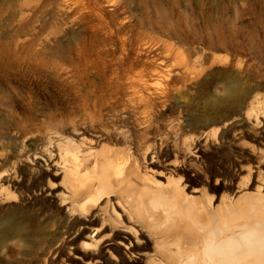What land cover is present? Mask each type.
<instances>
[{
	"label": "rangeland",
	"instance_id": "obj_1",
	"mask_svg": "<svg viewBox=\"0 0 264 264\" xmlns=\"http://www.w3.org/2000/svg\"><path fill=\"white\" fill-rule=\"evenodd\" d=\"M252 226L264 0H0V264H226Z\"/></svg>",
	"mask_w": 264,
	"mask_h": 264
},
{
	"label": "bare ground",
	"instance_id": "obj_2",
	"mask_svg": "<svg viewBox=\"0 0 264 264\" xmlns=\"http://www.w3.org/2000/svg\"><path fill=\"white\" fill-rule=\"evenodd\" d=\"M126 228V227H125ZM124 228V229H125ZM123 229V230H124ZM130 231V229H127ZM132 231V230H131ZM130 231V232H131ZM246 232L241 236L235 235L232 239H229L226 243L227 246L229 247V252L225 253L224 252V262L226 264L231 263L233 258L236 257L234 251L230 249L231 244L233 243L236 245V249L240 251H250L255 254H257L256 259L253 260L252 263L250 264H259L257 259H263L264 260V229L262 227H249ZM125 233L127 232L126 230L124 231ZM222 242H220V245ZM239 261H241L243 264H246L247 260L245 255H242L238 258ZM264 263V261H262ZM240 263V264H242ZM151 264V263H150ZM206 264V263H204Z\"/></svg>",
	"mask_w": 264,
	"mask_h": 264
},
{
	"label": "trees",
	"instance_id": "obj_3",
	"mask_svg": "<svg viewBox=\"0 0 264 264\" xmlns=\"http://www.w3.org/2000/svg\"><path fill=\"white\" fill-rule=\"evenodd\" d=\"M19 212H20V213H24V212H25V209L20 208V209H19ZM1 213L5 215V214L8 213V211H3V212H1ZM10 257H14V254L11 253V254H10ZM14 264H22V259L20 258L18 261L14 262ZM32 264H38V261L33 260V261H32Z\"/></svg>",
	"mask_w": 264,
	"mask_h": 264
},
{
	"label": "water",
	"instance_id": "obj_4",
	"mask_svg": "<svg viewBox=\"0 0 264 264\" xmlns=\"http://www.w3.org/2000/svg\"><path fill=\"white\" fill-rule=\"evenodd\" d=\"M223 123V121H220L219 123H218V125H221Z\"/></svg>",
	"mask_w": 264,
	"mask_h": 264
}]
</instances>
